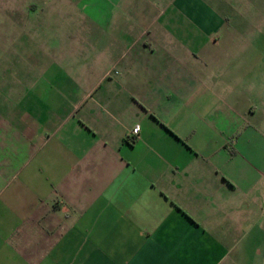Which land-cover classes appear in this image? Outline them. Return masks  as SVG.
<instances>
[{
  "label": "crops",
  "instance_id": "crops-1",
  "mask_svg": "<svg viewBox=\"0 0 264 264\" xmlns=\"http://www.w3.org/2000/svg\"><path fill=\"white\" fill-rule=\"evenodd\" d=\"M187 3L0 18V264H264V35Z\"/></svg>",
  "mask_w": 264,
  "mask_h": 264
},
{
  "label": "rangeland",
  "instance_id": "rangeland-1",
  "mask_svg": "<svg viewBox=\"0 0 264 264\" xmlns=\"http://www.w3.org/2000/svg\"><path fill=\"white\" fill-rule=\"evenodd\" d=\"M44 0H0V18H20L19 13H34ZM136 4L146 5L153 0H133ZM192 10L196 12L198 18H228L229 23L225 28L219 26L218 30H230L238 33H248L256 28L264 35V0H190ZM23 18H34L25 16ZM36 18V17H35ZM225 28V29H224ZM235 41L231 48H235ZM242 42V41H241ZM245 66L239 67L235 64V72H231V78H237L240 74H246L250 78L254 74V54L249 52L246 56ZM231 57V62L234 61ZM233 73L235 75H233ZM250 87H248L249 90Z\"/></svg>",
  "mask_w": 264,
  "mask_h": 264
},
{
  "label": "built area",
  "instance_id": "built-area-1",
  "mask_svg": "<svg viewBox=\"0 0 264 264\" xmlns=\"http://www.w3.org/2000/svg\"><path fill=\"white\" fill-rule=\"evenodd\" d=\"M137 130H138V126L136 124L131 126V128L129 129V139H133L134 136H136Z\"/></svg>",
  "mask_w": 264,
  "mask_h": 264
}]
</instances>
